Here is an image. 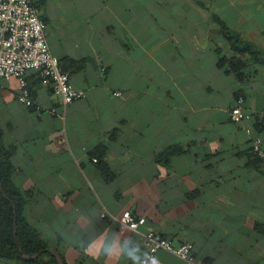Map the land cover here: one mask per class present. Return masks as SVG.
I'll return each mask as SVG.
<instances>
[{"label":"crops","instance_id":"crops-1","mask_svg":"<svg viewBox=\"0 0 264 264\" xmlns=\"http://www.w3.org/2000/svg\"><path fill=\"white\" fill-rule=\"evenodd\" d=\"M197 1L204 2V9ZM53 54L87 96L59 101L34 71L35 104L18 101V81L0 80V127L15 147L14 182L28 196L26 217L69 264H141L142 233L189 243L211 264L264 263V66L248 62L240 80L218 67L228 43L213 11L264 50V4L240 0H32ZM238 98L252 118L230 111ZM61 110V107L59 108ZM115 133V134H114ZM104 145L113 177L93 159ZM184 151L166 163L157 154ZM146 217L120 231L124 211ZM149 264H189L167 251Z\"/></svg>","mask_w":264,"mask_h":264},{"label":"built area","instance_id":"built-area-1","mask_svg":"<svg viewBox=\"0 0 264 264\" xmlns=\"http://www.w3.org/2000/svg\"><path fill=\"white\" fill-rule=\"evenodd\" d=\"M36 72L43 85L48 86L59 101V108H52L54 115L63 117L66 107L87 96L84 89L75 87L70 73L65 71L61 59L52 53L46 38V24L39 9L32 0H0V80L17 79L18 101L29 108H41L35 104L28 83V74ZM244 99L238 98L230 111L231 121L240 124L252 118L251 113L243 110ZM260 119L259 122H261ZM262 139L252 142L253 152L264 163ZM97 162V159H93ZM146 217L124 211L118 220L120 231L140 232ZM146 254L141 264H149L153 256L163 250L178 256L189 264H211L197 259L189 243L174 246L161 234L151 231L142 233ZM256 264H264L258 262Z\"/></svg>","mask_w":264,"mask_h":264},{"label":"trees","instance_id":"trees-1","mask_svg":"<svg viewBox=\"0 0 264 264\" xmlns=\"http://www.w3.org/2000/svg\"><path fill=\"white\" fill-rule=\"evenodd\" d=\"M197 3L204 9H210L204 2L197 1ZM212 20L218 25L219 32L228 43L231 53L230 56L221 55L223 49H219L218 67L227 65L228 71L242 80L244 78L243 71L248 62L264 66V50L253 42L243 39L239 32L232 29L214 11ZM61 62L64 70L69 72L67 64L62 59ZM255 119L258 125L264 124V116H255ZM260 119H262L261 122H259ZM183 151L184 149L180 145L169 146L157 154V161L167 163L172 156ZM105 152L106 147L101 145L96 149L94 155L97 156L95 157L96 163L104 177L106 180H110L113 173L103 159ZM14 153L15 147H7L4 144L3 132L0 127V264H60L57 257L50 252L51 248L44 236L26 217L28 196L14 182L16 173L12 162ZM251 155L261 161L254 154L253 147H251ZM55 250L61 256L64 264H69L61 250L59 248Z\"/></svg>","mask_w":264,"mask_h":264},{"label":"rangeland","instance_id":"rangeland-1","mask_svg":"<svg viewBox=\"0 0 264 264\" xmlns=\"http://www.w3.org/2000/svg\"><path fill=\"white\" fill-rule=\"evenodd\" d=\"M240 2H243V7L250 13L257 8H261L264 4V0H240Z\"/></svg>","mask_w":264,"mask_h":264},{"label":"water","instance_id":"water-1","mask_svg":"<svg viewBox=\"0 0 264 264\" xmlns=\"http://www.w3.org/2000/svg\"><path fill=\"white\" fill-rule=\"evenodd\" d=\"M49 250H50V252H52L57 257V259L59 260L60 264H64L61 256L59 255V253L56 250H53V249H49Z\"/></svg>","mask_w":264,"mask_h":264}]
</instances>
